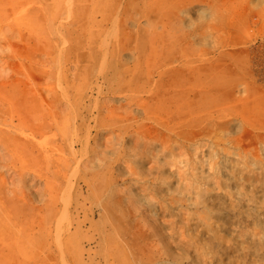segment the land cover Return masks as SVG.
I'll return each mask as SVG.
<instances>
[{
  "label": "rangeland",
  "instance_id": "374dc122",
  "mask_svg": "<svg viewBox=\"0 0 264 264\" xmlns=\"http://www.w3.org/2000/svg\"><path fill=\"white\" fill-rule=\"evenodd\" d=\"M0 264H264V0H0Z\"/></svg>",
  "mask_w": 264,
  "mask_h": 264
},
{
  "label": "bare ground",
  "instance_id": "6f19581e",
  "mask_svg": "<svg viewBox=\"0 0 264 264\" xmlns=\"http://www.w3.org/2000/svg\"><path fill=\"white\" fill-rule=\"evenodd\" d=\"M220 76H221V74H220ZM219 78V77H218ZM218 81H219V79H218ZM222 86V85H221ZM222 97V96H221ZM230 101V100H229ZM224 103V102H223ZM219 105V104H218ZM231 107V106H230ZM220 111V110H219ZM219 114V113H218ZM221 115V114H220ZM219 116V115H218ZM248 118V117H247ZM221 120V119H220ZM243 120V119H242ZM220 122H222V121H220ZM219 123V122H218ZM247 124V123H246ZM222 125V124H221ZM223 126V125H222ZM220 127V126H219ZM219 130V129H218ZM220 131V130H219Z\"/></svg>",
  "mask_w": 264,
  "mask_h": 264
}]
</instances>
